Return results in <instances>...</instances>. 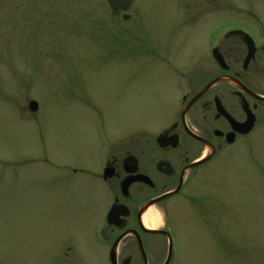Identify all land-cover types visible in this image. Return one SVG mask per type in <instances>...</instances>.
I'll list each match as a JSON object with an SVG mask.
<instances>
[{"label": "rangeland", "instance_id": "obj_1", "mask_svg": "<svg viewBox=\"0 0 264 264\" xmlns=\"http://www.w3.org/2000/svg\"><path fill=\"white\" fill-rule=\"evenodd\" d=\"M126 15L105 0H0V264H28L76 225L83 198L62 165L178 120L180 75L216 71L218 27L252 30L264 46V0H136ZM149 211L180 264H264L263 111L250 137Z\"/></svg>", "mask_w": 264, "mask_h": 264}, {"label": "flooded vegetation", "instance_id": "obj_2", "mask_svg": "<svg viewBox=\"0 0 264 264\" xmlns=\"http://www.w3.org/2000/svg\"><path fill=\"white\" fill-rule=\"evenodd\" d=\"M110 12L114 18H129L120 9ZM224 28L218 27L217 40L209 50L210 66L216 71L208 65L205 70L180 75L187 91L178 101L177 121L155 137L139 134L115 145L103 140L90 154L91 164L61 166L72 184L70 194L79 192L84 200L83 213L72 217L74 227L66 225L53 242L47 239L28 264H180L171 233L145 228L143 216L178 198L190 173L225 147L250 137L260 111L264 113V46L252 30ZM251 48L254 57L245 67ZM215 51L225 67L214 60ZM168 74L165 76L171 78ZM252 119L250 132L241 134L237 126ZM159 138H164V147ZM203 159L207 160L201 163ZM72 177L76 180L71 183ZM87 181L90 188L82 190ZM125 183L129 186L123 191Z\"/></svg>", "mask_w": 264, "mask_h": 264}, {"label": "water", "instance_id": "obj_3", "mask_svg": "<svg viewBox=\"0 0 264 264\" xmlns=\"http://www.w3.org/2000/svg\"><path fill=\"white\" fill-rule=\"evenodd\" d=\"M135 0H106L108 6L110 7L111 10L113 11H116L118 9L124 11V12H127L129 7L131 6V4L134 2ZM245 38L248 39V37L245 35ZM254 53H255V49L254 48H251L249 49V54L247 55L245 61H244V66L246 67L249 62L252 60V58L254 57ZM213 58L214 60L217 62V64L220 66V67H225L224 66V62H223V59L218 55L216 54V51L214 52V55H213ZM202 94V93H201ZM200 94V95H201ZM199 95V96H200ZM198 96V97H199ZM37 104L35 102H30L29 103V106H28V109L31 113H35L37 112ZM252 124H253V119L251 121H247L245 124H242L240 126H237L238 128H241L239 131L241 132V134H247L250 132L251 128H252ZM158 143L161 145V146H165L164 145V138H159L158 139ZM207 159H205L203 162H205ZM129 186V183H125L123 184L122 188H123V191L124 190H127ZM165 197L161 198V199H158L150 204H148L145 209H148L149 207L159 203L161 200H163ZM114 212V209L111 211V214Z\"/></svg>", "mask_w": 264, "mask_h": 264}, {"label": "bare ground", "instance_id": "obj_4", "mask_svg": "<svg viewBox=\"0 0 264 264\" xmlns=\"http://www.w3.org/2000/svg\"><path fill=\"white\" fill-rule=\"evenodd\" d=\"M159 219L157 216H152L150 211H148L142 218V223L145 226V228H153L156 226L158 223Z\"/></svg>", "mask_w": 264, "mask_h": 264}]
</instances>
